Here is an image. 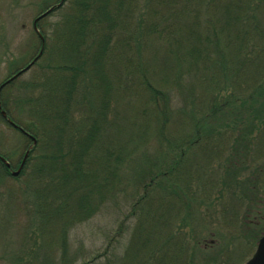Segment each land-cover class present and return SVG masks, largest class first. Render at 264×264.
<instances>
[{
    "label": "trees",
    "instance_id": "16d2710c",
    "mask_svg": "<svg viewBox=\"0 0 264 264\" xmlns=\"http://www.w3.org/2000/svg\"><path fill=\"white\" fill-rule=\"evenodd\" d=\"M64 5L67 14L50 42L35 33L38 53L20 67L9 64L4 83L34 61L32 80L23 85V113L13 119L7 110L11 97L7 90L16 86L20 76L1 89L0 104L17 127L7 125L28 147L32 137L36 145L15 178L0 161V184L9 178L31 179L37 185L33 195L41 224L52 222V208L60 213L57 224L89 221L115 194L129 155L126 144L138 141V131L125 121L120 125L117 113L121 107L127 112V101H134L136 108L141 107L138 117L159 116V136L165 141L172 137L167 142L173 153L153 164L157 170L160 164L166 170L150 176L135 207L148 200L146 194L152 189L159 190L160 196L147 206L182 205L185 209L188 198L178 173L186 166L181 154L183 147L189 150L199 144L204 154L210 146V158L224 165L223 173L215 171L213 181L210 176V189L225 187L221 173L232 180L240 176L249 184L247 192L255 195L248 197L244 214L264 226V0H70L68 5L64 0L53 12ZM185 83L190 84L191 93L198 84H209L202 96L210 107L202 110L197 105L185 116L193 135L180 143V130L172 125L173 120L166 123L165 107L167 94L177 88L184 93ZM147 127L144 124L141 131ZM128 129L129 135L124 132ZM122 133L128 136L123 138ZM0 157L5 158L2 149ZM169 176H174L172 184ZM171 191L181 201L171 203ZM143 210L138 213L136 239L120 264H177V257H181L179 264H193L184 239L174 235L164 221L157 222L159 229L147 228V221L152 223L155 217L150 220ZM64 215L67 220H62ZM253 223L247 227L257 228ZM158 237L166 242L169 258L161 247L147 251L143 240L154 242ZM135 244L143 256L138 252L133 257Z\"/></svg>",
    "mask_w": 264,
    "mask_h": 264
},
{
    "label": "rangeland",
    "instance_id": "374dc122",
    "mask_svg": "<svg viewBox=\"0 0 264 264\" xmlns=\"http://www.w3.org/2000/svg\"><path fill=\"white\" fill-rule=\"evenodd\" d=\"M69 1L66 0V5ZM57 5L59 0H0V86L8 76L10 63H16L20 67L38 53V49L35 48L38 46V37L34 32L33 23ZM53 11L40 20V31L38 30L43 35L40 34V37L43 39L45 36L49 42L56 26L61 23L62 16L67 14L65 5L60 11ZM158 56L160 58L161 54L158 53ZM33 69L34 67H30V70L20 75L16 86L12 90H7L10 91L8 93L11 96L9 102L7 100V110L13 119H18L19 112L23 113L26 107L24 100L26 91L23 85L32 80ZM185 88L184 93L179 92L178 88L172 94L168 93L165 107L166 123L169 119L173 120L172 125L177 127L176 130H180L178 138L180 143L191 139L193 135L191 124L185 116L190 115L197 105L202 110L210 107L209 101L202 96V92L210 88L209 84H198L196 90L191 89L192 93L189 92V83H185ZM193 91H197L198 94L194 95ZM117 96L120 97L119 94ZM111 97L115 98V95L111 94ZM14 100L18 101L14 102ZM127 103H129L127 112L120 106L121 113L117 109V113L120 114V125L125 122L127 125H133V131H138V141L126 144L129 155L122 172V179H118V183L114 186L115 194L109 195L104 206L89 221L72 224L69 222V226L60 221V224H57L55 221L60 217V213L57 208H52L49 213L53 218L52 222L49 225L41 224L35 210L33 195L37 185L31 179L26 176L17 181L9 178L6 184H0V264H120L129 252L134 237L136 239L138 233L136 227L139 226L138 213L143 209L147 218L151 220L155 217L152 223L147 221V228L159 229L157 222L164 221L174 235L184 239L186 248L194 258L193 264H245L251 258L264 234V226L258 221L253 223L254 216L247 217L244 214L247 213L245 203H248V197L255 195L247 192L245 187L249 184L246 185L240 176L237 175L234 180L230 179L228 174L222 176L221 167L224 165H221L222 161L210 158V146L206 154L200 150L201 147L198 148L199 144L189 150L182 146L185 152L181 156L186 166L180 167L178 173L180 183L184 184L181 186L183 193L186 199L188 198L185 201L188 204L185 209L181 207L182 205L173 208L171 205L162 206V204L159 207L147 206L152 198L160 196H157L160 194L159 190L152 189L146 194L148 200L135 207L139 198L144 195L142 188L149 183L150 176L152 177L157 171L165 172L166 166L161 167L157 162L160 164L157 170L158 168L153 164L161 157H170L173 154L168 151L170 150L168 143L172 137H167L166 141L160 138L159 130L162 125L159 116L149 120L138 117L139 114L136 112L141 107L136 108L134 101ZM1 117L0 149L7 158L3 159L10 163L13 171H16L25 151L31 146L28 147L29 144H26L25 139L10 128L7 121ZM194 119H196L195 115ZM146 123L148 129L143 133L141 128ZM127 125L125 124L126 127ZM217 129L225 131L224 128ZM124 132L128 135L131 133L129 129ZM125 133H122L123 138ZM33 139L35 138L32 137V142ZM216 170L222 171L221 177L226 185L224 188L220 186L218 189H210V176L213 181ZM196 173H201L200 178L199 175L196 178ZM189 175L192 177H188ZM168 178L169 183L172 184L174 176ZM43 186L44 184L41 187ZM169 195L172 196L171 203L181 201L174 192L171 191ZM62 217L64 218L62 220L68 219L66 215ZM247 221L257 223V228L247 227L249 225ZM41 225L44 228L41 229ZM143 241L147 245V251L161 247L167 258L171 256L163 239L158 237L154 242L146 239ZM138 252L143 256V250L135 244L131 254L136 258ZM180 258H176L177 264Z\"/></svg>",
    "mask_w": 264,
    "mask_h": 264
},
{
    "label": "water",
    "instance_id": "95a60500",
    "mask_svg": "<svg viewBox=\"0 0 264 264\" xmlns=\"http://www.w3.org/2000/svg\"><path fill=\"white\" fill-rule=\"evenodd\" d=\"M64 2V0H61V2L59 3V5H57L55 8L57 7H60L62 5V3ZM54 10V8L48 10L46 13H44L43 15H41L40 17H38L34 23H33V27H34V31L37 33V35L40 36V33L37 29V23L42 19L44 18L45 16H47L49 13H52V11ZM34 61L28 65L25 69H23L22 71H20L15 77L11 78L9 81H7L6 83H4L1 87H0V90L6 86L9 82H11L12 80H14L15 78L19 77L20 75H22L23 73H25L26 71H28L30 69V67L33 65ZM0 114L2 116L3 119H5L7 121V123L9 125H12L13 127H16L13 125V123L7 119V116H6V113L4 111L1 110V107H0ZM33 146H35V140L33 139V145L29 148V150L26 152L25 154V157L23 159V161L21 162V165L19 166V168L16 170V171H12L11 174L13 177H17L23 166H24V163L29 155V152L30 150L33 148ZM0 161L6 165L7 168H10V165L9 163L3 159L2 157H0ZM245 264H264V235L261 237V239L259 240L258 244H257V247H256V250L254 252V254L252 255V257L245 263Z\"/></svg>",
    "mask_w": 264,
    "mask_h": 264
}]
</instances>
